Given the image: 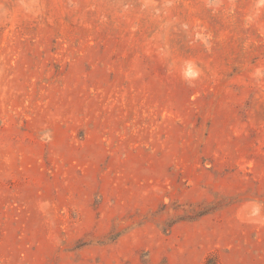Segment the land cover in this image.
Here are the masks:
<instances>
[{
    "label": "rangeland",
    "instance_id": "rangeland-1",
    "mask_svg": "<svg viewBox=\"0 0 264 264\" xmlns=\"http://www.w3.org/2000/svg\"><path fill=\"white\" fill-rule=\"evenodd\" d=\"M0 264H264V0H0Z\"/></svg>",
    "mask_w": 264,
    "mask_h": 264
}]
</instances>
